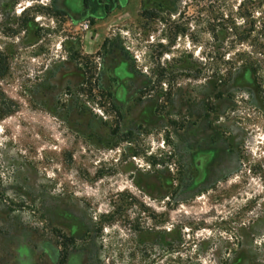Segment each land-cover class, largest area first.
Here are the masks:
<instances>
[{
    "label": "rangeland",
    "instance_id": "obj_1",
    "mask_svg": "<svg viewBox=\"0 0 264 264\" xmlns=\"http://www.w3.org/2000/svg\"><path fill=\"white\" fill-rule=\"evenodd\" d=\"M240 1L0 0V264H264V92L204 23Z\"/></svg>",
    "mask_w": 264,
    "mask_h": 264
},
{
    "label": "trees",
    "instance_id": "obj_2",
    "mask_svg": "<svg viewBox=\"0 0 264 264\" xmlns=\"http://www.w3.org/2000/svg\"><path fill=\"white\" fill-rule=\"evenodd\" d=\"M206 12L204 23L207 25L210 38L216 41L223 36L224 41H227L225 47L221 49L224 52L222 57L229 52H237L235 53L237 59L229 58L227 61H222L221 65L226 71L223 77L215 78L217 82L229 85L237 74L246 71L252 77L258 93H263L264 0H242L233 8H227L225 5L213 6ZM199 14L201 15V12ZM183 17V12H180L178 20ZM178 33L184 35L185 31ZM217 52L209 48L207 57L211 62L214 61ZM177 264L186 263L177 261Z\"/></svg>",
    "mask_w": 264,
    "mask_h": 264
},
{
    "label": "flooded vegetation",
    "instance_id": "obj_3",
    "mask_svg": "<svg viewBox=\"0 0 264 264\" xmlns=\"http://www.w3.org/2000/svg\"><path fill=\"white\" fill-rule=\"evenodd\" d=\"M117 110H118V111H117ZM119 112H121L120 109H116V110L114 111V113L116 114V116L119 115Z\"/></svg>",
    "mask_w": 264,
    "mask_h": 264
}]
</instances>
